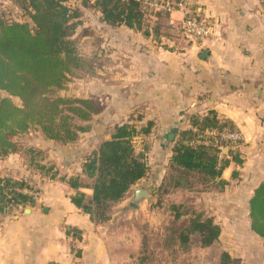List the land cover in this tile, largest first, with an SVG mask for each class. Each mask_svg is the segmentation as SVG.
Instances as JSON below:
<instances>
[{"label":"crops","instance_id":"0c3cea01","mask_svg":"<svg viewBox=\"0 0 264 264\" xmlns=\"http://www.w3.org/2000/svg\"><path fill=\"white\" fill-rule=\"evenodd\" d=\"M182 3L185 10H160L159 17L149 19L151 27H157L156 36L151 29L146 38L125 27L109 29L99 24L95 34L101 44L91 50L98 66L90 83L98 94L105 91L114 120L110 122L130 115L151 121L153 132L145 138L149 142L154 138L163 141L172 129L185 126L191 114L213 111L235 125L241 138L238 151L242 165L230 164L223 172L221 179L228 185L220 196L224 198V212L242 215L241 221L232 223L235 237L229 243H233L234 255L229 256L239 264H264V241L251 232L248 218V201L255 188L264 183V0ZM6 5L7 0H0V8ZM192 10L212 31L198 42L188 40L181 31L186 12ZM202 52L206 54L200 58ZM102 55L106 67L101 64ZM95 94L89 98L96 100ZM107 139L96 141L90 152ZM137 141L142 139L135 145ZM160 144L166 158L165 153L158 157L152 147L149 168L168 165L170 148ZM14 159L10 155L0 160V171L10 169ZM161 169L162 176L154 177L155 185L163 178ZM80 172L79 166L66 176ZM18 177L0 173V178ZM58 179L34 180V206L10 208L0 214V264L128 263L129 255L118 247L114 221L92 223L70 203L72 191ZM81 180L88 183L84 177ZM137 184L146 190L152 179ZM83 192L91 195L89 190Z\"/></svg>","mask_w":264,"mask_h":264},{"label":"trees","instance_id":"16d2710c","mask_svg":"<svg viewBox=\"0 0 264 264\" xmlns=\"http://www.w3.org/2000/svg\"><path fill=\"white\" fill-rule=\"evenodd\" d=\"M75 1L78 7L96 12L98 24L109 29L125 27L146 38L150 36L149 19L161 15L144 7L145 0ZM164 1L177 5L183 0ZM14 11L25 20H11L9 14ZM187 16L203 20L194 10L187 12ZM80 17V11L70 8L66 0H7V5L0 8V160L16 152L13 138L29 127L37 129L46 142L63 147L88 132L87 123L97 114L98 103L89 98L70 99L58 94L65 90L70 76L79 68L80 40L90 37L94 48L101 44V39L88 28H82L76 43L70 40L80 26ZM153 30L156 36L157 27ZM90 59H95V55L91 53ZM13 98L19 101V106L12 103ZM185 122L171 142L168 186L188 192L197 187L202 191L222 192L228 185L221 179L223 172L230 164L242 165L240 143L219 137L223 133H238L235 125L213 111L201 116L188 115ZM153 127L151 121L130 115L115 123L108 139L101 140L83 158L80 174L59 177L72 191L70 203L92 223L108 222L110 207L147 178L146 156L135 153L134 142L150 136ZM44 165L33 163L31 167L43 171ZM56 175L55 171L47 180L54 181ZM231 177L235 178L236 174ZM23 189L37 191L24 180L0 178V214L10 208L34 206V197L19 192ZM83 190H89L91 195L87 196ZM180 208L171 206L175 221L188 216ZM248 218L251 232L264 241V183L255 188L248 201ZM220 235L221 228L212 218L192 213L179 232V246L183 249L195 238L200 248H209L219 242ZM219 264H232L229 254L223 252Z\"/></svg>","mask_w":264,"mask_h":264},{"label":"rangeland","instance_id":"374dc122","mask_svg":"<svg viewBox=\"0 0 264 264\" xmlns=\"http://www.w3.org/2000/svg\"><path fill=\"white\" fill-rule=\"evenodd\" d=\"M66 3L70 8L78 9L81 14L79 19L80 26L74 30L70 38L73 43L78 41L82 28H88V31L91 30L94 33L97 31L99 24L96 12L78 7V3L75 0H66ZM9 16L11 20H25V18H22V14L16 11L11 12ZM148 28L154 31L150 23ZM92 41L93 39L90 37L80 40L79 56L81 57L79 68L70 76L65 90L59 91L58 94L60 96L72 99L89 98L92 92L98 94L96 86L93 85L92 87L90 83L91 77L96 76L95 69L98 66L94 59H90L91 50L95 49V46L91 45ZM104 57L102 55L101 64L106 67ZM104 92L99 93L98 96L95 94L96 100L92 99L98 103L97 114L99 113V116L97 117L96 114L87 123L88 132L82 134L75 143L64 147L60 144L47 143L37 129L29 127L26 132L19 133L13 138L16 152L11 155L15 159L10 163V169L1 170L0 173L15 174L19 176V180L26 181L31 188H34L36 187L32 184L34 180L35 182H37V179L46 180L55 171L57 172L56 177L66 178V174L72 173L74 168L81 167L82 160L89 154L90 148L100 138L108 137L112 126L115 124L110 122L114 120L110 118V103L107 101ZM2 96L6 97L4 94ZM11 101L15 106L20 105L15 98ZM153 140L149 142L143 138L142 142L137 141L135 145L136 154H145L147 166L152 147L155 146V152H157L156 155L158 157L166 152L163 146L159 148L161 142L166 148L171 147V142L162 141L160 138H154ZM164 155L166 158V153ZM33 163L45 164V169L43 171L33 169L31 167ZM161 168H163V178L161 181L158 180L155 185L154 177L155 175L156 177L158 175L162 176ZM22 175L24 177H21ZM169 176H171V172L168 171V166L166 165L164 167L161 165L160 168L155 166L148 167L147 178L149 180L152 179V184L145 191L149 194L150 200H140L136 204L137 209L130 206L133 199L131 190L134 188L142 189V186L137 184L120 202L110 207L108 211L109 221H114L116 225L115 233L117 235L116 238L118 237V247L121 248L120 252L124 251L127 256L129 255L128 263L124 264H219L220 255L223 252L234 255L233 243H229V241L233 242L235 237V226L232 223L241 221L242 215L224 212L226 211L222 207L224 198L220 197L223 195H221L222 192L220 193L219 190L208 189L202 191L198 187L191 192L174 190L171 186H168L167 179ZM158 178L160 177L155 179ZM19 192L32 197L37 196L35 192L32 193L28 189H23ZM172 205L181 206L180 212L187 213L188 216L175 221L173 219L174 211L171 209ZM192 213H199L204 218H212L220 226L221 237L219 242L209 248H200L197 239L192 238L185 248H180L178 241L179 232L186 225ZM232 264L239 263L233 259Z\"/></svg>","mask_w":264,"mask_h":264},{"label":"built area","instance_id":"2783aa9c","mask_svg":"<svg viewBox=\"0 0 264 264\" xmlns=\"http://www.w3.org/2000/svg\"><path fill=\"white\" fill-rule=\"evenodd\" d=\"M143 5L144 7L155 11L164 10L170 12L173 9L185 10L183 3H179L177 5L174 4L171 5L161 0L160 1L145 0L143 2ZM181 31L182 34L185 36V38L194 42H198L203 39H206L212 34L211 28L206 24L205 20H197L194 17H188L187 12L185 14L184 20L181 23ZM210 135L214 137L216 136L215 133H211ZM219 137L221 140H226L231 143H239L241 139L238 133H233V134L223 133L219 135Z\"/></svg>","mask_w":264,"mask_h":264},{"label":"water","instance_id":"95a60500","mask_svg":"<svg viewBox=\"0 0 264 264\" xmlns=\"http://www.w3.org/2000/svg\"><path fill=\"white\" fill-rule=\"evenodd\" d=\"M205 54H206V52H202L200 58H203ZM176 132H177L176 128L172 129L170 134L164 136L163 141L172 142ZM131 193L133 194V199H132V203L130 204V206L132 208H134V209H137V205L136 204L140 200H150L149 194L143 189L134 188V189L131 190Z\"/></svg>","mask_w":264,"mask_h":264}]
</instances>
